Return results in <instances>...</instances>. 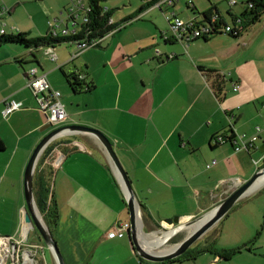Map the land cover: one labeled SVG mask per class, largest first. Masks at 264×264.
Wrapping results in <instances>:
<instances>
[{
    "label": "crops",
    "instance_id": "1",
    "mask_svg": "<svg viewBox=\"0 0 264 264\" xmlns=\"http://www.w3.org/2000/svg\"><path fill=\"white\" fill-rule=\"evenodd\" d=\"M248 1L235 0L231 5L230 0H175L158 8L165 20L150 17L156 22L154 30L144 20L157 7L153 6L140 19L132 17L131 25L103 38L99 47L80 51L76 47L72 54L52 48L55 61L47 48L39 52L0 47V237L25 232L26 166L53 127L85 126L110 140L147 232L166 226L167 219L189 220L204 214L253 175V160L264 166V16L239 39L219 35L205 42L191 39L187 45L166 40L171 39L166 17L172 13L187 20L192 17L191 4L199 13L215 8L229 24V14L239 17ZM67 8L66 15L59 11L36 22L30 16L25 19L27 26L17 23L19 28L10 26V30L29 37L53 29L72 31ZM5 9L0 19L10 13ZM148 10L152 11L146 14ZM201 67L225 78L221 101ZM32 68L45 74L51 88L61 94L67 114L64 123L41 130L51 123L26 87V73ZM63 74L81 75L80 82L90 90L80 85L72 90ZM234 85L239 86L237 91ZM4 100L20 102L22 108L3 116ZM231 134L235 140L241 135L247 139L256 135L257 140L248 151H235L232 141L225 139ZM219 137L223 142L217 141ZM48 146L53 150L42 170L48 166L53 170L54 239L64 264H145L133 251L127 232L117 231L118 224L129 223V212L123 188L100 143L89 135L75 134L58 138L45 149ZM26 232L28 240L31 230ZM113 232L116 235L110 237ZM26 243L45 247L43 242ZM204 247L209 249L205 264H264V182L212 228L208 240L193 249ZM224 250L239 252L225 260L216 253ZM200 254L189 261L202 264ZM43 256L45 264H55L51 254L46 256L44 251Z\"/></svg>",
    "mask_w": 264,
    "mask_h": 264
},
{
    "label": "trees",
    "instance_id": "2",
    "mask_svg": "<svg viewBox=\"0 0 264 264\" xmlns=\"http://www.w3.org/2000/svg\"><path fill=\"white\" fill-rule=\"evenodd\" d=\"M85 1L87 7L89 8L87 12L88 23L82 25L77 33L62 36L60 34H52L50 32L45 34L44 36L36 37V38L35 37L29 38L28 34L26 33L1 34L0 47L19 46L28 50L29 49L37 50L39 47L55 48L57 45H60L62 43H70L77 45L80 44L81 42H86L87 45L96 43L92 47H99L101 40L105 36L113 33L114 31H119L123 29L133 20V18L129 17L123 20L115 21L114 23L110 24L109 20L112 19L113 12L112 10L105 9L101 5V3L104 0H85ZM156 2L157 0L147 1L145 5L138 10V13H141L143 10L153 7ZM188 9L192 14V17L189 19L193 20L194 28L196 30H199L200 28L207 29V32H203V35L194 38L193 41L200 40L205 42L208 39L219 35H226L231 39H239L243 33L248 31L249 28H251L256 23H258L260 19L264 16V0H249L245 4V8L239 17H233L231 14H229V17H231L229 24L225 23L223 20L220 19L215 8H212L210 11L204 13H199L195 10L193 5L191 4L190 6H188ZM226 27H229V31H225ZM188 32L191 33L190 30H188ZM166 40L173 41V38L171 37V39L168 38ZM200 71L206 77L207 81L210 82V87L212 88L215 97L221 101L225 94L224 93L225 78L220 74H218L217 71L208 68L201 67ZM63 76L65 77L69 87L72 90H75L76 87L79 85L87 91L90 90V86L80 82V80L76 75L68 76L66 74H63ZM225 139L230 142L235 141V138L232 137V134L230 135V137ZM69 145H67V148L69 147ZM51 147L52 146H48L44 150L39 162L35 167L34 177H33V195H34L35 204L37 206L40 215L42 216L44 224L55 238L57 207L54 202L53 190H52L53 170L50 166H48L47 169L45 168L42 170V163H44L48 153L51 152ZM2 150H3V144L0 140V151ZM206 251H209V249H207L206 247L198 248V249L196 248L193 249V247L192 248L190 247L186 252H184L178 258L162 263H152V264H170L175 260H179L180 262V259L189 261L198 254ZM236 252H239V250H224L216 253L218 257L226 260L231 255H234ZM139 260L142 263L151 264L145 262L141 258H139Z\"/></svg>",
    "mask_w": 264,
    "mask_h": 264
},
{
    "label": "water",
    "instance_id": "3",
    "mask_svg": "<svg viewBox=\"0 0 264 264\" xmlns=\"http://www.w3.org/2000/svg\"><path fill=\"white\" fill-rule=\"evenodd\" d=\"M52 124H47L41 130L51 128ZM75 134H85L96 139L102 146L107 158L119 179L121 187L123 188L127 209L129 212V229L127 231L128 240L131 242L132 248L136 255L148 263H162L169 260H173L181 256L186 252L201 236H203L208 230L221 221L235 206H237L243 199H245L252 191H254V185L260 177L264 178V166L257 169L253 175L243 184L238 186L232 193H230L225 199L220 201L213 208L189 220H181L179 218H172L165 220L166 226H162L164 232H168L172 229V233L166 239L167 242H172V237L180 232L195 226L191 232L187 233L183 239L174 244L173 249L164 254H154L146 251L140 244V236L138 235V220L141 223L140 211L136 202L134 192L132 190L131 183L123 167L121 166L110 140L99 130L88 128L79 125H66L60 128H56L48 132L42 140L37 144L33 150L30 159L27 163L24 174V196L26 206L22 211V223L25 232L35 229L42 239L44 245L52 255L55 264H64L63 257L58 249L57 243L50 233L48 228L43 222L41 215L38 212L33 195V177L36 163L47 145L52 141ZM78 145V144H77ZM35 211L38 212L39 218ZM142 227V223H141ZM184 229V230H183ZM182 230V231H181ZM142 231V230H141ZM23 232L25 236L26 233ZM154 233V232H153ZM145 234V233H144ZM26 264V263H25ZM31 264V263H29Z\"/></svg>",
    "mask_w": 264,
    "mask_h": 264
},
{
    "label": "built area",
    "instance_id": "4",
    "mask_svg": "<svg viewBox=\"0 0 264 264\" xmlns=\"http://www.w3.org/2000/svg\"><path fill=\"white\" fill-rule=\"evenodd\" d=\"M175 0H157L154 6L161 8L163 6H171L173 5ZM79 6L74 5L73 7L67 9V17L73 26H76L77 20L79 19L78 11H83V20L82 25L88 23L87 12L89 10L88 7L83 5L82 0H77ZM235 0H230V4L234 5ZM75 8H77L75 10ZM6 9L2 8V12H5ZM166 20L169 23V33L170 36L179 42H182L184 45L196 37L203 35V32H207L206 28H200L196 30L194 28V22L192 19L183 21L179 17H176L173 13L166 17ZM113 18L109 20V23H114ZM81 25V26H82ZM191 31V33L188 32ZM225 31H229V27H226ZM116 32V31H114ZM113 32V33H114ZM50 33V32H49ZM52 34H64L70 35L73 33H77L74 30L69 31L68 29L63 30L61 33H57L55 29L51 31ZM0 34H4V30H0ZM112 34V33H111ZM62 35V36H64ZM110 35V34H109ZM96 43H92L91 45H87L86 42H81L77 44V50H85L87 48H91ZM51 47H47L49 54L51 55ZM78 53H75L71 59L75 58ZM55 56L51 55V60L55 61ZM78 79L81 80L82 76L79 75ZM26 87L32 92L35 100L37 102V108L44 114L48 116V120L52 125H59L65 122L67 118V114L64 109V105L61 102V94L51 88L49 83L46 80L45 74H38L36 68H32L28 70L26 73ZM239 89L238 85L233 86V91H237ZM4 110L2 112L3 116H7L15 111H18L22 108L21 103L14 100H4ZM258 130V129H257ZM256 135L251 138H246L244 135L238 136V139L232 141L235 151H248L251 147H253V142L256 140ZM218 142H223V138H217ZM215 162H211L210 166L214 165ZM253 164L255 166V170L260 168L259 161L253 160ZM129 229V223L117 225V231L119 232H127ZM116 233H111L109 236L114 237ZM26 236H20L17 238L15 236L11 237H0V260L4 262V264H45L44 256H43V246L40 247L38 245H28L25 242ZM39 251H41V257L38 258ZM28 254L29 261H25L24 255ZM37 255V256H36ZM10 259V263L8 260Z\"/></svg>",
    "mask_w": 264,
    "mask_h": 264
},
{
    "label": "rangeland",
    "instance_id": "5",
    "mask_svg": "<svg viewBox=\"0 0 264 264\" xmlns=\"http://www.w3.org/2000/svg\"><path fill=\"white\" fill-rule=\"evenodd\" d=\"M62 1L63 0H40V1H36V0H0V13H1L2 7L10 10L9 14L1 15L2 17H1L0 21L2 24L0 25V29L3 28L4 31L6 32V34H15V30H10V26H12L14 28H19L17 23H22L24 26H27L29 23H28V21H25V19H27V18L29 19L30 16H32L34 21L36 22V20H42V18H44L45 15L54 14V13L59 12V11H61V13L66 15L65 9L67 8V6H68L67 9L73 7L74 5L79 6V5H77L78 4L77 0L69 1V5L66 4V0H64L63 1L65 4V8H64L61 6ZM20 2H23V3H20ZM82 3H83V5H85L87 7L85 0H82ZM101 5L103 7H106V8H109L110 10H112V12H113L112 18L116 21H119V20L126 19L128 17H131V18L136 17L137 15L139 16V17L138 16L137 17L140 19L141 15L143 16L142 13H144V10L141 13H138V10L140 8H142L145 5V3L143 4V1H140V0H111V2L103 1L101 3ZM238 6H240V5L238 4ZM183 7H184L183 10H184L185 5H183ZM76 9L77 8H75V10ZM151 11L152 10H148L146 14L150 13ZM78 13H79V19L77 20L78 24L76 26H71V30L75 29L76 32H78L81 28L84 12L80 10V11H78ZM179 15L183 18V21H186V20H184L185 18L183 17L182 14H179ZM159 16L163 17V19L165 20V15L163 14L162 10L160 12L158 7H155L153 9L152 13L150 14V16H148L147 18H144V20L147 21L149 24L148 28L153 29V30L156 29V27L153 24L156 22L153 20H150V17H158L159 18ZM50 18L52 19V17H50ZM44 21H45V19H44ZM29 22H31V21H29ZM227 22L230 23L229 19L227 20ZM69 24L72 25L71 22H69ZM131 24H132V22L129 23L128 25H131ZM156 25H158V24H156ZM31 35H34V33ZM62 35H64V34H62ZM34 37L36 38V37H41V36H30L29 38H34ZM158 37H159V35H158ZM76 47L77 46L75 44L62 43L60 45H57L56 49L58 51L67 49L70 51V54H72V52H74V49H76ZM20 48H22V47H20ZM37 50L39 52H43L44 47H39ZM60 127H62V126H59V127L57 126L55 128L53 127V129L60 128ZM212 228L210 230H208L203 236H201L191 246V248L195 247L198 244L201 245V244H203L204 241L208 240V236H209ZM141 230H142L143 234L145 233L144 234L145 236H149V235H152L154 233L161 236V235H163L162 233H166V232H164V229L162 226L160 228H157V229L151 231V232H147L146 230H144L143 226L141 227ZM170 230H172V229H170ZM186 235H187V230L180 232L179 234L172 237V242L166 241L165 246H171V245H174V244L180 242L183 239V237H185ZM20 236H21V234H20ZM20 236H18L17 238H20ZM26 241L33 242V243L43 242L42 239L40 238L39 233L36 230H31V232L28 236V240L25 239V242ZM214 245H215V248L219 247L218 244L217 245L214 244ZM44 248L45 249L43 250V252L45 251L46 256L49 255L50 253H49L47 247L45 246ZM38 253H39V255L38 256L36 255V256L38 258H40L41 257V251H39ZM200 255L201 256H198V258L200 259V262L202 264H205L204 260L209 257L208 253L202 252ZM8 262L9 263L11 262L10 259L8 260ZM194 263H196V262L184 261V262L180 263L179 260H175L170 264H194Z\"/></svg>",
    "mask_w": 264,
    "mask_h": 264
},
{
    "label": "bare ground",
    "instance_id": "6",
    "mask_svg": "<svg viewBox=\"0 0 264 264\" xmlns=\"http://www.w3.org/2000/svg\"><path fill=\"white\" fill-rule=\"evenodd\" d=\"M263 182H264V178L260 177L258 179V181L255 183L254 189L258 188V186H260ZM35 213H36L37 217L39 218L38 212L35 211ZM138 227H139L138 235L140 236L139 242H140L142 248L145 249L146 251H148L150 253H154V254H156V253L157 254H164V253L170 251L171 249H173L174 245L165 246L166 239L173 232L172 230H169L166 233L161 232L163 234L161 236H159L158 234H155V233L152 235H149V236H145L143 234V232L141 231V224H140L139 220H138ZM194 227L195 226H193L189 229H186L187 233L191 232ZM24 257H25V261H29L30 258L28 256V254H25ZM0 264H4L3 260L2 261L0 260Z\"/></svg>",
    "mask_w": 264,
    "mask_h": 264
}]
</instances>
